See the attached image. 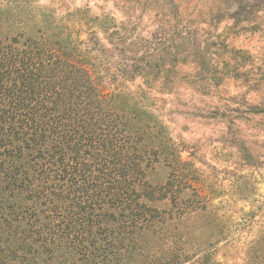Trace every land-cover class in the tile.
Here are the masks:
<instances>
[{
    "label": "trees",
    "instance_id": "16d2710c",
    "mask_svg": "<svg viewBox=\"0 0 264 264\" xmlns=\"http://www.w3.org/2000/svg\"><path fill=\"white\" fill-rule=\"evenodd\" d=\"M234 1L237 22L264 23V0ZM15 10L0 3V264H179L193 233L206 247L191 264H218L224 230L181 158L171 99L183 81L195 93L230 78L264 86V70L249 79L248 51L211 23L167 19L152 43ZM248 111L264 113V95ZM250 244L264 264V233Z\"/></svg>",
    "mask_w": 264,
    "mask_h": 264
},
{
    "label": "rangeland",
    "instance_id": "374dc122",
    "mask_svg": "<svg viewBox=\"0 0 264 264\" xmlns=\"http://www.w3.org/2000/svg\"><path fill=\"white\" fill-rule=\"evenodd\" d=\"M7 1L17 12L38 18L44 15L56 22L107 26L114 23L121 26L126 36L152 43L160 37L156 29L167 19L171 23L198 24L203 30L211 23L216 33L224 31L235 47L248 51L249 79L256 75L257 69L264 70V23L247 27V23L237 22L241 18L231 15L238 5L234 0H175L180 4V17L162 9V2L168 0H156V5L155 0L147 4L134 0H0V3ZM216 12L219 14L215 15ZM191 69L192 65L189 69L185 66L183 72L188 74ZM184 82L171 99L180 111L171 126L174 140H182L186 145L181 158L189 162L196 185L204 188L202 195L223 225L225 236L213 245L211 255L218 264H253L245 253L254 238L264 233V113H250L248 104L259 103L264 86L246 83L243 77L230 78L216 89L195 93L187 90ZM185 112L188 114L184 115ZM204 236L193 233L188 242L183 239L185 254L179 264H191L201 258L206 247Z\"/></svg>",
    "mask_w": 264,
    "mask_h": 264
}]
</instances>
